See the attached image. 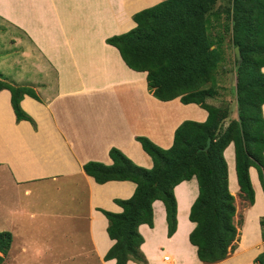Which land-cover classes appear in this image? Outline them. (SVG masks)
Listing matches in <instances>:
<instances>
[{
	"label": "crops",
	"instance_id": "crops-1",
	"mask_svg": "<svg viewBox=\"0 0 264 264\" xmlns=\"http://www.w3.org/2000/svg\"><path fill=\"white\" fill-rule=\"evenodd\" d=\"M129 6V0H0V40L4 35L13 46L27 43L11 60L18 71L8 78L1 70L0 74L14 85L32 88L38 97L25 95L20 103L33 123L17 122L10 92L0 91V231L12 234L2 264H58L57 255L75 249L84 264H115L104 260L114 241L101 210L121 213L114 201L130 198L135 185L128 181L99 185L84 173L83 165H110L109 150L116 148L149 169L152 160L135 137L144 136L168 149L183 121L207 118L195 104L155 99L147 89L146 73L129 69L118 50L106 44L107 38L133 29L132 16L153 4L134 11ZM227 171L234 195L239 192L234 154ZM249 175L252 186H259L252 167ZM173 192L175 233L167 237L165 209L155 201L153 227H138L144 240L140 250L148 264H172L163 259L166 255L174 258L173 264H204L188 240L195 226L188 215L198 195L196 179L181 182ZM263 216L264 207L256 221ZM41 228L43 235H32ZM245 228L243 220L236 250L215 264H253L264 251L260 225L254 244L247 243ZM16 239L20 244L15 250ZM15 254L17 261L12 259Z\"/></svg>",
	"mask_w": 264,
	"mask_h": 264
},
{
	"label": "trees",
	"instance_id": "trees-1",
	"mask_svg": "<svg viewBox=\"0 0 264 264\" xmlns=\"http://www.w3.org/2000/svg\"><path fill=\"white\" fill-rule=\"evenodd\" d=\"M217 1L163 0L135 13L133 29L105 41L118 50L129 69L146 73L147 89L155 99L166 102L178 98L183 105L195 104L207 112L204 122L183 121L175 129L168 149L144 136L135 137L152 160L149 169L136 165L116 148L109 150L110 165H83L84 173L99 185L110 181L135 185L130 198L114 201L122 208L121 213L101 210L108 221V237L114 241L105 261L147 264L140 250L144 240L138 227H153L152 204L161 201L170 238L177 226L173 189L192 178L197 181L198 195L189 210L188 220L195 226L188 240L196 249L198 261L215 264L231 255L237 248L239 232L223 155L230 144L240 196L249 207L254 205L251 167L256 169L264 193V0H231L221 13L214 11ZM156 2L129 0V10ZM221 15L229 23L226 29H230V45L239 48L241 57L239 64L235 57V118H230V106L208 103L218 94L216 75L224 59L222 42L210 34V19ZM3 89L10 92L15 120L33 123L20 106L25 95L38 98L33 89L14 85L0 74V91ZM207 139L210 146L205 150ZM238 225L242 226V220ZM259 225L264 242V216ZM11 242V233L0 232V264ZM253 264H264V251Z\"/></svg>",
	"mask_w": 264,
	"mask_h": 264
},
{
	"label": "rangeland",
	"instance_id": "rangeland-1",
	"mask_svg": "<svg viewBox=\"0 0 264 264\" xmlns=\"http://www.w3.org/2000/svg\"><path fill=\"white\" fill-rule=\"evenodd\" d=\"M230 1L231 0H218L214 7V11L221 13V11L228 4L230 5L229 3ZM228 24L229 23L226 21V17L224 15L219 16V18L217 19L215 17H212L210 19V34L214 39L219 38V40L222 42V50L224 53L223 55L224 59L219 65L217 75H216L217 84H218V94L214 96L213 98L209 99L208 103L218 106V107L230 106L229 107L231 111L230 118H235L236 116L235 114L236 102H235V92H234L235 56H234L233 48L230 45V29L228 30L226 29V25ZM26 46H27V43L25 44V46L24 44L22 46L21 45L13 46L12 43L9 41L8 37H4V35L2 36L0 40V70L3 74L7 76L6 78L10 77V75H12L14 71H18V67L15 66L11 60L17 57L16 52L18 53V57H19L20 52L26 49ZM27 67L28 66H25L23 69L25 71H28ZM22 73L24 74V71H22ZM28 74L31 75V71H29ZM224 126H226V122L224 123ZM227 148L223 152L226 164L227 162H229V160H231L232 154H234L232 144H230L229 147ZM254 170L256 171V169ZM253 189L255 193V202H254L255 206L253 209L248 206L247 201L244 200V198L240 196L239 192L233 195L234 200H235V207H236V216L234 217V223L238 227V232H239L238 235H240V231L242 229V226L238 225V222L239 220H242V225H243V220H244V224L246 225V228L244 229V231L247 232V236H248L247 243H252V244L258 241V238H257L258 230L257 229H258L259 223L256 221V216L263 210V207H264V193H263L261 184L259 183V186H258L255 183ZM70 212L71 210H69L66 213H70ZM0 232H3V231H0ZM32 235L33 236L35 235V237H40V235H43L42 228L39 230H36V233H32ZM82 240L83 241L81 242V244L83 247H86L87 245H89L85 236H82ZM13 243H15V250H16L17 245L20 244V240L16 239ZM78 251L79 250L75 249V252L72 254H65V255L60 254V255H57L54 259L56 260V263L58 264H84L83 257L77 256L76 254L78 253ZM67 252L69 253L71 251H67ZM59 253H63V251L60 250ZM23 258L26 260L33 259L30 257H26V256H23ZM12 259L13 261H17L19 258L15 254L12 256ZM40 260H43V258L41 259L38 258L36 261H40Z\"/></svg>",
	"mask_w": 264,
	"mask_h": 264
},
{
	"label": "water",
	"instance_id": "water-1",
	"mask_svg": "<svg viewBox=\"0 0 264 264\" xmlns=\"http://www.w3.org/2000/svg\"><path fill=\"white\" fill-rule=\"evenodd\" d=\"M233 52H234V55L238 61V64L241 62V57H240V52H239V48L238 47H235L233 49ZM210 146V139H207V142H206V147H205V150H207Z\"/></svg>",
	"mask_w": 264,
	"mask_h": 264
},
{
	"label": "bare ground",
	"instance_id": "bare-ground-1",
	"mask_svg": "<svg viewBox=\"0 0 264 264\" xmlns=\"http://www.w3.org/2000/svg\"><path fill=\"white\" fill-rule=\"evenodd\" d=\"M166 256H168V258H167V259H168V260H170V263H172V264H173V263H174V258H172V257H171V256H169V255H166Z\"/></svg>",
	"mask_w": 264,
	"mask_h": 264
},
{
	"label": "built area",
	"instance_id": "built-area-1",
	"mask_svg": "<svg viewBox=\"0 0 264 264\" xmlns=\"http://www.w3.org/2000/svg\"><path fill=\"white\" fill-rule=\"evenodd\" d=\"M167 258H168V256H164V258H163V259H164L165 261H167V260H168Z\"/></svg>",
	"mask_w": 264,
	"mask_h": 264
}]
</instances>
